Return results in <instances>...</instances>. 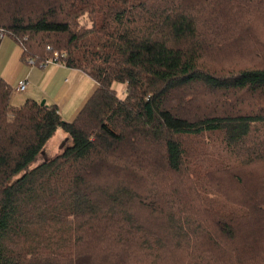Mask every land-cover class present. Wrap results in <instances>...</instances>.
Here are the masks:
<instances>
[{"label":"trees","instance_id":"trees-1","mask_svg":"<svg viewBox=\"0 0 264 264\" xmlns=\"http://www.w3.org/2000/svg\"><path fill=\"white\" fill-rule=\"evenodd\" d=\"M0 32L97 83L66 121L0 76V264H264V0H0Z\"/></svg>","mask_w":264,"mask_h":264},{"label":"crops","instance_id":"crops-1","mask_svg":"<svg viewBox=\"0 0 264 264\" xmlns=\"http://www.w3.org/2000/svg\"><path fill=\"white\" fill-rule=\"evenodd\" d=\"M0 76L12 88L10 101L13 104L17 103L14 100L20 101V104L26 98L43 100L47 104L53 103L57 106L61 118H66V121L75 117L97 85L85 72L67 67L61 62L29 64L22 58L20 46L7 36L0 38ZM22 80L27 81V86L25 92L20 93L16 85ZM119 87L123 90L125 88L124 84ZM60 135L61 140H69L66 135ZM50 139L41 151L47 150L46 155L53 149L52 145L47 147Z\"/></svg>","mask_w":264,"mask_h":264},{"label":"rangeland","instance_id":"rangeland-1","mask_svg":"<svg viewBox=\"0 0 264 264\" xmlns=\"http://www.w3.org/2000/svg\"><path fill=\"white\" fill-rule=\"evenodd\" d=\"M119 85H122V84L121 83H115L114 87H115V89H117L118 95L121 96L123 93L121 94L120 92H123V88L121 89V87H119ZM23 92H25V91H20V93H23ZM14 102H17V103H15V105H17L18 102H20V101L14 100ZM63 120H66V118ZM61 133L64 134V137H65V135L67 137V134L65 132H63L61 129H57L55 135L54 136L52 135L53 137L50 139L49 144H47V147L52 145L53 149L50 151V153L48 152L49 153L48 155H46L47 150H43V152H41V154H39V156H37L35 162L42 161V160L46 159L48 156H52L53 154L58 153L61 150L62 146H64V144L66 145L70 142L69 140H66L65 138L61 140V135H60ZM67 139H69V138H67ZM35 162L31 163L30 166H32Z\"/></svg>","mask_w":264,"mask_h":264},{"label":"built area","instance_id":"built-area-1","mask_svg":"<svg viewBox=\"0 0 264 264\" xmlns=\"http://www.w3.org/2000/svg\"><path fill=\"white\" fill-rule=\"evenodd\" d=\"M3 36V34L0 32V38ZM27 60V62L29 63V64H34L35 63V60H33L32 58H28V59H26ZM51 61H53V62H57L58 60H54V59H45L44 61H40L39 63L40 64H44V63H47V62H51ZM26 86H27V81L26 80H22V81H20L17 85H16V89L18 90V91H24L25 89H26Z\"/></svg>","mask_w":264,"mask_h":264},{"label":"water","instance_id":"water-1","mask_svg":"<svg viewBox=\"0 0 264 264\" xmlns=\"http://www.w3.org/2000/svg\"><path fill=\"white\" fill-rule=\"evenodd\" d=\"M40 103H41V104H43V103H44V101H43V100H41V101H40Z\"/></svg>","mask_w":264,"mask_h":264}]
</instances>
